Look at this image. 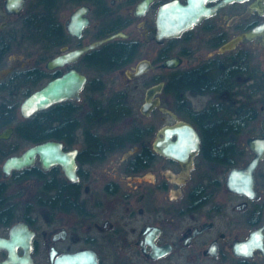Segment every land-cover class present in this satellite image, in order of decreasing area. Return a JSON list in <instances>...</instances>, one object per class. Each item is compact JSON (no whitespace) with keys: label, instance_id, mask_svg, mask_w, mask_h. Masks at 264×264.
Segmentation results:
<instances>
[{"label":"flooded vegetation","instance_id":"af4514ba","mask_svg":"<svg viewBox=\"0 0 264 264\" xmlns=\"http://www.w3.org/2000/svg\"><path fill=\"white\" fill-rule=\"evenodd\" d=\"M1 133L0 264H264V0H0Z\"/></svg>","mask_w":264,"mask_h":264},{"label":"water","instance_id":"95a60500","mask_svg":"<svg viewBox=\"0 0 264 264\" xmlns=\"http://www.w3.org/2000/svg\"><path fill=\"white\" fill-rule=\"evenodd\" d=\"M245 35V34H244ZM239 39V38H238ZM100 41L92 42L86 44L78 49L71 50L65 53H62L56 57H53L48 61L49 67H54L58 64H62L65 61L72 60L77 58L81 53L87 51L88 49L99 44ZM233 44V43H232ZM138 71H141V68H138ZM86 77L84 74L79 71L72 69L67 71L61 77L52 79L49 81L43 88L34 91L31 93L24 101L21 107L23 115L29 116L37 110L48 107L53 102L63 100L69 97H79V90L82 87ZM161 85L153 86L147 92V100L141 106V109L145 113H149L152 108L151 97L154 95L155 91L160 88ZM6 136L5 133H1L0 137ZM62 142L48 140L42 143H37L28 147L22 154L9 157L5 162V169L21 168L25 165H28L34 161L36 153H41L42 161L45 166L49 164L46 161V158L51 156L52 151L55 148H61ZM75 151L72 153L64 154L60 152V162L64 165L67 173L72 174L75 170V160H74ZM66 155H69L68 158H65ZM44 156V157H43ZM58 160V159H57ZM254 166V163H253ZM229 185L232 187V172L229 174L228 178Z\"/></svg>","mask_w":264,"mask_h":264},{"label":"trees","instance_id":"16d2710c","mask_svg":"<svg viewBox=\"0 0 264 264\" xmlns=\"http://www.w3.org/2000/svg\"><path fill=\"white\" fill-rule=\"evenodd\" d=\"M50 115H52V112L50 113ZM50 124H52V120H51V123ZM44 130V129H43ZM52 130V129H51ZM46 131V130H45Z\"/></svg>","mask_w":264,"mask_h":264},{"label":"rangeland","instance_id":"374dc122","mask_svg":"<svg viewBox=\"0 0 264 264\" xmlns=\"http://www.w3.org/2000/svg\"><path fill=\"white\" fill-rule=\"evenodd\" d=\"M32 48H30L29 50H31Z\"/></svg>","mask_w":264,"mask_h":264}]
</instances>
